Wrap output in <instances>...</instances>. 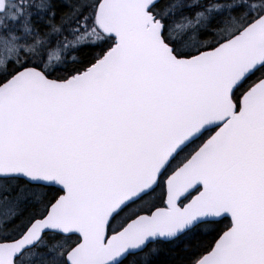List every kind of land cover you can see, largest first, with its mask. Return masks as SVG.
I'll use <instances>...</instances> for the list:
<instances>
[{
  "label": "snow or ice",
  "instance_id": "obj_1",
  "mask_svg": "<svg viewBox=\"0 0 264 264\" xmlns=\"http://www.w3.org/2000/svg\"><path fill=\"white\" fill-rule=\"evenodd\" d=\"M0 264H264V0H0Z\"/></svg>",
  "mask_w": 264,
  "mask_h": 264
}]
</instances>
